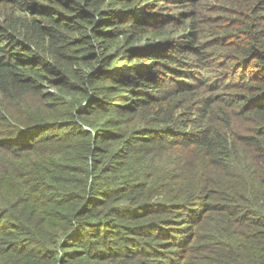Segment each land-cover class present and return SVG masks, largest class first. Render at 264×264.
<instances>
[{"label": "trees", "instance_id": "1", "mask_svg": "<svg viewBox=\"0 0 264 264\" xmlns=\"http://www.w3.org/2000/svg\"><path fill=\"white\" fill-rule=\"evenodd\" d=\"M0 264H264V0H0Z\"/></svg>", "mask_w": 264, "mask_h": 264}, {"label": "rangeland", "instance_id": "2", "mask_svg": "<svg viewBox=\"0 0 264 264\" xmlns=\"http://www.w3.org/2000/svg\"><path fill=\"white\" fill-rule=\"evenodd\" d=\"M168 160L170 161V160H171V158H168Z\"/></svg>", "mask_w": 264, "mask_h": 264}]
</instances>
